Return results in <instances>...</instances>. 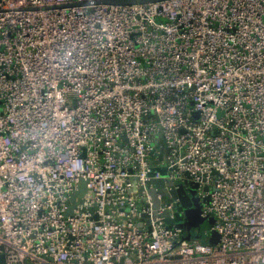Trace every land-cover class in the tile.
I'll list each match as a JSON object with an SVG mask.
<instances>
[{
	"label": "built area",
	"instance_id": "built-area-1",
	"mask_svg": "<svg viewBox=\"0 0 264 264\" xmlns=\"http://www.w3.org/2000/svg\"><path fill=\"white\" fill-rule=\"evenodd\" d=\"M0 254L264 264V0H0Z\"/></svg>",
	"mask_w": 264,
	"mask_h": 264
},
{
	"label": "water",
	"instance_id": "water-1",
	"mask_svg": "<svg viewBox=\"0 0 264 264\" xmlns=\"http://www.w3.org/2000/svg\"><path fill=\"white\" fill-rule=\"evenodd\" d=\"M138 0H128L125 2H107L110 4H118V5H124V4H132L136 3ZM141 2H147L151 0H140ZM194 189V188H192ZM176 192L180 197V203L178 204L177 207V213L175 215L174 219H166V222L168 225H171L174 220H176V226L180 229L181 233L183 234V237L189 240H193L192 237L188 234L185 233L184 229V210L192 205L191 199L187 193V191L184 189L182 185H178L176 187ZM85 193H89L88 189L86 188V181L85 180H80V183L78 185V188L73 192L71 195V198L68 202V207L66 209V214L69 215L70 213L76 211V210H81L85 207H87V210L91 213H94L95 210V204L94 203H89L87 200L83 199V195ZM95 217V215L93 216ZM208 223L211 225L214 219L208 218L206 219ZM201 233V232H200ZM205 242L209 243H216L218 241V235L213 232L211 237H204ZM0 264H3V256L0 254Z\"/></svg>",
	"mask_w": 264,
	"mask_h": 264
},
{
	"label": "rangeland",
	"instance_id": "rangeland-1",
	"mask_svg": "<svg viewBox=\"0 0 264 264\" xmlns=\"http://www.w3.org/2000/svg\"><path fill=\"white\" fill-rule=\"evenodd\" d=\"M128 0H106V2H125ZM187 188V193L191 199L192 205L184 210V231L190 235L193 240L204 243L203 232L208 229L210 224L207 218L201 216V199L197 196V190L192 189L189 185L184 183ZM201 232V233H200ZM183 235V234H182Z\"/></svg>",
	"mask_w": 264,
	"mask_h": 264
}]
</instances>
